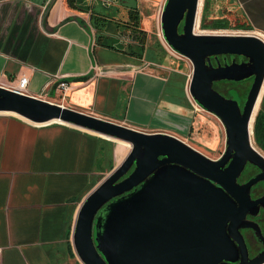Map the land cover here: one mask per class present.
I'll return each mask as SVG.
<instances>
[{"label":"crops","instance_id":"1","mask_svg":"<svg viewBox=\"0 0 264 264\" xmlns=\"http://www.w3.org/2000/svg\"><path fill=\"white\" fill-rule=\"evenodd\" d=\"M166 1L0 0V84L26 76L29 96L166 134L176 98L186 97L162 63L175 56L162 39ZM218 4L264 40V0L210 8ZM152 49L164 69L149 61ZM62 80L71 84L65 99ZM130 151L70 125L0 114V264H82L72 243L79 210Z\"/></svg>","mask_w":264,"mask_h":264},{"label":"water","instance_id":"2","mask_svg":"<svg viewBox=\"0 0 264 264\" xmlns=\"http://www.w3.org/2000/svg\"><path fill=\"white\" fill-rule=\"evenodd\" d=\"M204 7L205 0H167L161 29L168 46L193 66V100L225 126L227 151L219 162L172 135L147 134L0 86V114L39 125L60 122L131 145L122 164L79 210L72 243L82 264H234L239 249L233 238L243 254L240 264H264V252L248 262L240 233L252 228L264 243L260 228L244 223L264 207V197L251 200L252 188L264 181V156L253 146L254 126L251 131L264 87V40L250 33L196 34ZM220 55L248 62L214 68L210 59ZM250 78L243 112L213 89L218 81ZM248 162L261 173L239 185Z\"/></svg>","mask_w":264,"mask_h":264},{"label":"rangeland","instance_id":"3","mask_svg":"<svg viewBox=\"0 0 264 264\" xmlns=\"http://www.w3.org/2000/svg\"><path fill=\"white\" fill-rule=\"evenodd\" d=\"M201 23L202 21L199 22V26H197L195 29L196 34H208V32H216L221 34L249 33L242 30H204L201 28ZM162 39L168 50L175 55L173 57L169 55L166 60H162V63H164V65L168 66L167 68L170 69H166L165 71L170 72V74H172L180 84H183L184 82L183 87L185 88L186 95L184 98H176L177 103H175L173 112H171L172 118L169 122V128L166 129V134L177 137L194 149L211 158H217L220 154L219 151L225 147L226 142L223 124L217 117L202 110L193 100L189 89L193 74V66L191 62L186 58L176 54L165 42L163 34ZM156 57V51L153 49L150 50L148 58L149 61L158 65L159 68L164 69L165 66H163L162 63L156 59ZM146 63L150 64V66L152 65V63L147 61ZM253 146L256 150L264 154V152L255 143H253ZM123 161L124 160L120 161L119 165H121Z\"/></svg>","mask_w":264,"mask_h":264},{"label":"flooded vegetation","instance_id":"4","mask_svg":"<svg viewBox=\"0 0 264 264\" xmlns=\"http://www.w3.org/2000/svg\"><path fill=\"white\" fill-rule=\"evenodd\" d=\"M208 11L210 13V14H208V18L213 17V18H216L218 20H229L231 22V24H234V25H236L238 23V22H234L233 20L230 19L231 13L234 14L236 11L235 10L228 11V10H226L225 7H223L220 4H218V6H216V10L214 13H212L211 8H209ZM213 15H215V16H213ZM182 30H183V24L181 25L179 32L182 33ZM224 58H226V60ZM210 61H211V65L214 68H218L219 65L222 67L226 66V63H227V65H233V64L240 65L242 63H247L248 59L241 57V56L227 55L225 57L224 55H220L217 58L215 56L211 57ZM207 64L209 65L208 62H207ZM253 80H254V78L246 79V80L240 81V82L227 81V80L218 81V82H215L213 84V89H214V91L219 93L226 100L236 101L239 104L241 111L243 112L246 101L248 99V95H249L251 86L253 84ZM205 112H207V111H205ZM207 113H209V112H207ZM211 115H213V114H211ZM223 129H224L225 137L227 140L226 130H225L224 125H223ZM226 151H227V144L225 142V147L219 151L220 154L217 158H211V157L203 154L202 152L201 153L203 155H205L206 157H208L209 159L219 162V161L224 159V157L226 155ZM231 161H232V159L228 163H226L222 169L228 168L229 165L231 164ZM130 173H131V171H130ZM260 173H261V170L258 167L254 166L253 164L248 162L245 165L242 173L240 174V176L238 178V184L239 185H245L246 183L251 181L254 177L259 175ZM263 197H264V181H261L252 188L251 200L257 201ZM252 211H255V210L252 209ZM256 212H257L256 215L249 213L246 217V220H244V223L252 224L254 226L255 225L258 226L260 228L262 237L264 238V207L260 206V208L258 210H256ZM240 233H241L243 240L246 244L247 251H248V262H250L251 260L255 259L256 257H258L260 254H262L264 252V243L262 242L261 238L258 237L256 231L252 228H241ZM233 240L239 249V253L237 255L238 261L234 264H240L242 262V259H243V254L241 252L240 245H239L238 241H236V239H234V238H233Z\"/></svg>","mask_w":264,"mask_h":264},{"label":"trees","instance_id":"5","mask_svg":"<svg viewBox=\"0 0 264 264\" xmlns=\"http://www.w3.org/2000/svg\"><path fill=\"white\" fill-rule=\"evenodd\" d=\"M211 5H214V0H205L204 13H203L202 20H201L202 29L204 30L205 29L242 30V31L251 30V27L246 23L243 16H241L238 12H235L234 14L231 13V16H230L231 20H233L234 22H238L236 25L231 24L229 20H218L213 17L208 18V14H210L208 10ZM214 6L211 7L212 13H214L216 10V7ZM84 80H87V77L81 78V81H84ZM254 140H255V144L264 152V97H263V101L261 104V108L255 119Z\"/></svg>","mask_w":264,"mask_h":264},{"label":"built area","instance_id":"6","mask_svg":"<svg viewBox=\"0 0 264 264\" xmlns=\"http://www.w3.org/2000/svg\"><path fill=\"white\" fill-rule=\"evenodd\" d=\"M146 66L148 67L150 66V64H146ZM28 85H29V78L26 76H23L22 78H20L19 80H17L16 82L12 84H0V86L3 88H6L8 90H11L16 93L23 94V95H28ZM70 89H71V84L64 80L60 81L57 85V92L61 94L63 99L67 97V93L70 91ZM252 141L253 143H255L254 137H252ZM1 255H2V250L0 249V257Z\"/></svg>","mask_w":264,"mask_h":264},{"label":"bare ground","instance_id":"7","mask_svg":"<svg viewBox=\"0 0 264 264\" xmlns=\"http://www.w3.org/2000/svg\"><path fill=\"white\" fill-rule=\"evenodd\" d=\"M202 1H203V0H202ZM202 7H203V5L200 6V10H201ZM200 13H201V11H200ZM200 13H199V16H200ZM195 29H196V28H195ZM195 33H196V31H195ZM208 34H209V35H213V34H215V35H227V34H221V33H216V32H211V33L208 32ZM263 95H264V87H263V90H262V92H261L260 98H259V100H258L257 106H256V108H255V111H254V114H253V117H252V120H251V131H252V129H253L254 121H255V118H256L257 113H258V111H259V105H260V103H261V101H262V99H263ZM257 151H258V150H257ZM258 152H259L261 155L264 156V154H262L260 151H258Z\"/></svg>","mask_w":264,"mask_h":264}]
</instances>
